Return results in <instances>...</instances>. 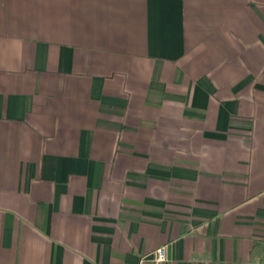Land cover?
I'll use <instances>...</instances> for the list:
<instances>
[{"label": "crops", "instance_id": "crops-1", "mask_svg": "<svg viewBox=\"0 0 264 264\" xmlns=\"http://www.w3.org/2000/svg\"><path fill=\"white\" fill-rule=\"evenodd\" d=\"M259 264L264 0H0V264Z\"/></svg>", "mask_w": 264, "mask_h": 264}, {"label": "built area", "instance_id": "built-area-1", "mask_svg": "<svg viewBox=\"0 0 264 264\" xmlns=\"http://www.w3.org/2000/svg\"><path fill=\"white\" fill-rule=\"evenodd\" d=\"M166 245H161L151 253L143 255L137 264H168ZM259 264H264V253L260 258Z\"/></svg>", "mask_w": 264, "mask_h": 264}]
</instances>
